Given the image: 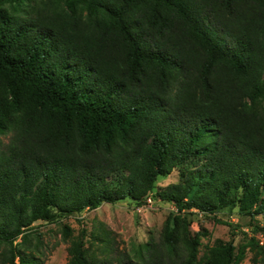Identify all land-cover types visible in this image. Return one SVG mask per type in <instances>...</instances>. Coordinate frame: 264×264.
<instances>
[{
  "label": "trees",
  "instance_id": "1",
  "mask_svg": "<svg viewBox=\"0 0 264 264\" xmlns=\"http://www.w3.org/2000/svg\"><path fill=\"white\" fill-rule=\"evenodd\" d=\"M6 134L0 264H42L38 220L150 194L176 208L158 240L115 254L92 233L98 256L83 229L71 264H240L246 245L264 264L254 237L201 255L187 215L264 216V0H0Z\"/></svg>",
  "mask_w": 264,
  "mask_h": 264
},
{
  "label": "rangeland",
  "instance_id": "2",
  "mask_svg": "<svg viewBox=\"0 0 264 264\" xmlns=\"http://www.w3.org/2000/svg\"><path fill=\"white\" fill-rule=\"evenodd\" d=\"M2 147H5L10 140V134L1 135ZM181 171V170H180ZM180 171L174 169L166 177L160 178L158 186H166L177 182ZM175 206L154 197L150 194L146 203L139 204L132 198H126L115 203H103L95 209H87L79 214L63 217L59 222H45L38 220L35 222L36 230L41 232L40 252L42 264H71L69 247L71 238L81 234L86 230L85 240L87 247L91 245L96 255L102 256L100 249L103 247L102 239L97 240L92 237V233L109 232L112 237L111 245L117 254L119 251L137 250L140 245L151 239L158 240L162 228L169 214L175 211ZM188 217L193 221L192 230L206 231L207 235H202L201 255L207 246H211L216 239L221 238L226 241H233L236 245V253L246 245L252 237L260 245H264V216L244 215L238 209H223L216 213L222 222H217L213 215H206L192 209L187 212ZM65 225L72 230L70 237L64 234ZM105 233H102L104 235ZM37 236L32 238L31 247L36 250ZM21 237L15 242H20ZM6 247L0 245V252ZM255 251L248 245L245 247V258L240 264H262L261 256L259 262L254 260Z\"/></svg>",
  "mask_w": 264,
  "mask_h": 264
}]
</instances>
